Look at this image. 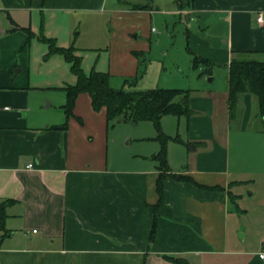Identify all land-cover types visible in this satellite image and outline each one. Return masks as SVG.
I'll list each match as a JSON object with an SVG mask.
<instances>
[{"label": "crops", "instance_id": "1", "mask_svg": "<svg viewBox=\"0 0 264 264\" xmlns=\"http://www.w3.org/2000/svg\"><path fill=\"white\" fill-rule=\"evenodd\" d=\"M103 1L0 0V201L11 202L0 264H173L164 257L179 264H264L257 257L264 245V117L255 116L248 93L238 96L228 116L226 75L221 94L193 93L191 116L176 117L174 136L199 146L166 143L170 173L191 183L163 180L150 241L155 162L149 157L154 164L142 169H108L104 109L92 111L89 97L79 94L66 129H54L65 121V98L50 112L51 101L34 102L28 77L17 79L26 44L42 35L68 46L66 33L58 42L59 26L49 25L54 17L88 14ZM165 1L179 21L182 13L216 14L230 27L221 57L216 51L202 57L224 64L226 73L232 51L264 53V21L256 22L264 0H191L180 12ZM109 7L115 20L150 12ZM251 241L256 251L247 250Z\"/></svg>", "mask_w": 264, "mask_h": 264}, {"label": "rangeland", "instance_id": "2", "mask_svg": "<svg viewBox=\"0 0 264 264\" xmlns=\"http://www.w3.org/2000/svg\"><path fill=\"white\" fill-rule=\"evenodd\" d=\"M125 3L147 5L146 11L150 12L115 20L109 13V6L126 11ZM166 4L165 0H104L88 14L59 15L49 25L59 26L56 30L58 42L66 33L68 46L76 48L75 55L81 58L83 73L88 74L92 67L107 73L113 89H176L188 91L189 97L210 89L221 94L225 90L224 64L210 63L209 74H205L201 65L192 67L187 49L201 58L216 53L214 57L219 59L221 53L218 51L226 49L223 40L230 34V27L216 14L182 13L179 21L177 15L165 10ZM258 17L264 21L263 15ZM251 20L254 22V14ZM55 45L58 46L56 41ZM23 48L25 52L19 56L23 73L17 79L24 80L27 76L34 102L43 107L51 101L49 111H59L64 94L57 87L74 83L68 64L59 55L47 57V47L40 42L31 41ZM208 79L212 80L208 82ZM176 119L168 116L160 120L161 133L174 136ZM180 121L183 138V119ZM101 135L108 169L132 171L154 164L149 157L158 152L159 144L154 140L156 131L152 123H108ZM253 245L251 241L247 250L256 251Z\"/></svg>", "mask_w": 264, "mask_h": 264}, {"label": "trees", "instance_id": "3", "mask_svg": "<svg viewBox=\"0 0 264 264\" xmlns=\"http://www.w3.org/2000/svg\"><path fill=\"white\" fill-rule=\"evenodd\" d=\"M150 1V0H145ZM126 4V3H125ZM127 5V4H126ZM175 11H182L191 8V0H173L172 4ZM129 11L146 10L147 5H130ZM38 41L47 47L46 56L59 55L69 66V72L74 77V83L64 85L61 90L64 93V104L60 107L65 121L59 127L54 129L65 130L66 122L73 117L72 109L76 97L79 94H86L90 100L92 111L98 112L104 109L105 123L119 122H150L155 131L156 140L159 144V150L150 159L156 164L157 177L155 181V193L157 202L152 206L153 221L149 231L148 239H152L156 212L162 201V182L165 178H171L175 181L190 182L191 179L172 174L166 164V143L173 141L182 143L187 150L199 146V143H183L177 136L168 137L160 131V119L163 116L184 117L188 119L192 111L188 106L189 92L176 89H148L144 91H124L122 89H113L108 83V74L95 71L93 67L88 74H84L81 69V58L77 55L76 49L71 45L67 47H58L54 39L46 38L42 35ZM191 55V64L195 68L198 65L203 67V72L209 74L211 64L194 55L187 49ZM232 56L227 64L226 87H227V110L228 116L232 117L238 96L248 93L255 98L256 117H264V53L255 52H231ZM11 202L9 200L0 201V242L9 234L4 228L6 218L5 209ZM165 260L173 264H179V260L164 257Z\"/></svg>", "mask_w": 264, "mask_h": 264}, {"label": "built area", "instance_id": "4", "mask_svg": "<svg viewBox=\"0 0 264 264\" xmlns=\"http://www.w3.org/2000/svg\"><path fill=\"white\" fill-rule=\"evenodd\" d=\"M256 22H260V18L259 17L256 18ZM4 110H6V108H4ZM30 167H31L30 165L26 166L27 169L30 168ZM257 257L259 259H264V245H263L262 249L257 253Z\"/></svg>", "mask_w": 264, "mask_h": 264}, {"label": "water", "instance_id": "5", "mask_svg": "<svg viewBox=\"0 0 264 264\" xmlns=\"http://www.w3.org/2000/svg\"><path fill=\"white\" fill-rule=\"evenodd\" d=\"M119 123V121H116V124H118Z\"/></svg>", "mask_w": 264, "mask_h": 264}]
</instances>
